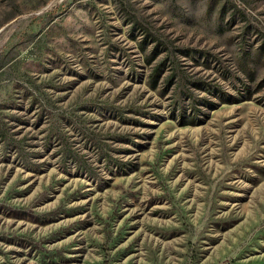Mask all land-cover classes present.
<instances>
[{"label":"rangeland","instance_id":"obj_1","mask_svg":"<svg viewBox=\"0 0 264 264\" xmlns=\"http://www.w3.org/2000/svg\"><path fill=\"white\" fill-rule=\"evenodd\" d=\"M0 264H264V0H0Z\"/></svg>","mask_w":264,"mask_h":264},{"label":"trees","instance_id":"obj_2","mask_svg":"<svg viewBox=\"0 0 264 264\" xmlns=\"http://www.w3.org/2000/svg\"><path fill=\"white\" fill-rule=\"evenodd\" d=\"M248 73H249V71H248ZM250 75H251V74H250ZM157 77H158V76H157ZM156 81H157V80H155V82H156ZM155 82H154V83H155ZM155 85H156V84L153 85L154 88L156 87Z\"/></svg>","mask_w":264,"mask_h":264}]
</instances>
